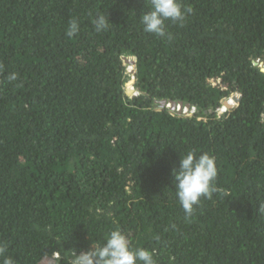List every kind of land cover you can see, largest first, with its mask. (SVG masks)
Listing matches in <instances>:
<instances>
[{
    "label": "trees",
    "instance_id": "obj_1",
    "mask_svg": "<svg viewBox=\"0 0 264 264\" xmlns=\"http://www.w3.org/2000/svg\"><path fill=\"white\" fill-rule=\"evenodd\" d=\"M181 3L193 12L159 36L140 20L150 0H0V244L14 264H87L114 229L156 264H264V0ZM189 151L218 169L190 217L171 175Z\"/></svg>",
    "mask_w": 264,
    "mask_h": 264
},
{
    "label": "clouds",
    "instance_id": "obj_2",
    "mask_svg": "<svg viewBox=\"0 0 264 264\" xmlns=\"http://www.w3.org/2000/svg\"><path fill=\"white\" fill-rule=\"evenodd\" d=\"M192 12L193 9L190 6L182 5L181 0H150L149 10L141 14L140 20L145 32L163 36L165 35L166 21H183ZM93 23L97 32L105 31L109 28L110 18L100 14L95 17ZM78 31V23L73 20L69 24L66 35L73 37ZM127 64L129 72L133 74L135 72L134 61L127 59ZM254 64L259 65L264 70L263 62H255ZM16 78V74L9 77L11 80ZM131 80H134L135 84L134 76L131 77ZM129 82L127 83V91L131 93L129 96H137L138 92L135 90L134 84L128 86ZM212 82L215 81L212 80ZM218 82L221 83V80ZM234 97L241 96L234 93L226 99L218 109L219 115L230 109L226 107L225 103L233 105L232 107L237 104ZM171 106L172 102L169 104L165 102L164 107L176 110L182 115H192L196 111L195 107L182 103H175L174 109ZM171 175L176 196L186 216L190 217L193 214L194 208L199 204L201 198L211 199L217 191L214 182L218 176V169L215 157L208 153L197 155L195 151L187 152L180 157L179 167L173 168ZM6 251L7 246L0 244V257H4ZM2 264H14V260L12 257H4ZM87 264H156V261L151 251L144 248L133 249L124 232L120 229H114L107 235L102 246L93 245V250L87 253Z\"/></svg>",
    "mask_w": 264,
    "mask_h": 264
},
{
    "label": "water",
    "instance_id": "obj_3",
    "mask_svg": "<svg viewBox=\"0 0 264 264\" xmlns=\"http://www.w3.org/2000/svg\"><path fill=\"white\" fill-rule=\"evenodd\" d=\"M132 62V61H131ZM133 63V62H132ZM262 71H264V70H262ZM132 84H134V80H131L130 82H129V84H128V86H130V85H132ZM127 93H128V95H130L131 93H130V91H127ZM234 101L235 102H237V103H239L240 101H241V97H234ZM161 107H164L165 106V101H162L161 103ZM181 105V104H180ZM225 105H226V107L227 108H231L233 105H230V104H228V103H225ZM172 109H174L175 108V103L174 102H172Z\"/></svg>",
    "mask_w": 264,
    "mask_h": 264
},
{
    "label": "rangeland",
    "instance_id": "obj_4",
    "mask_svg": "<svg viewBox=\"0 0 264 264\" xmlns=\"http://www.w3.org/2000/svg\"><path fill=\"white\" fill-rule=\"evenodd\" d=\"M46 262H47V263H48V262H49V263H52V259H51L50 261H47V260H46ZM77 264H84V263H83L82 261H80V262L77 263Z\"/></svg>",
    "mask_w": 264,
    "mask_h": 264
}]
</instances>
